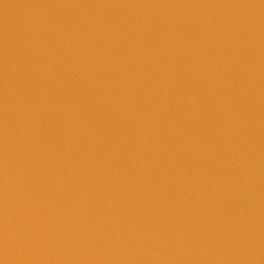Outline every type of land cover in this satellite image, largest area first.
I'll return each instance as SVG.
<instances>
[{
	"label": "water",
	"instance_id": "1",
	"mask_svg": "<svg viewBox=\"0 0 264 264\" xmlns=\"http://www.w3.org/2000/svg\"><path fill=\"white\" fill-rule=\"evenodd\" d=\"M0 264H156L117 241L0 188Z\"/></svg>",
	"mask_w": 264,
	"mask_h": 264
}]
</instances>
